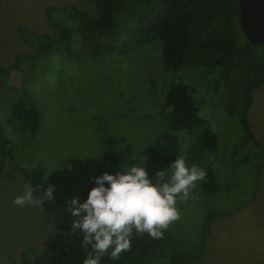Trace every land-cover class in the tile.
<instances>
[{
    "label": "rangeland",
    "instance_id": "obj_1",
    "mask_svg": "<svg viewBox=\"0 0 264 264\" xmlns=\"http://www.w3.org/2000/svg\"><path fill=\"white\" fill-rule=\"evenodd\" d=\"M77 1L0 0V66L10 69L12 85H21L20 74L10 68L16 54L33 52L16 32L17 25L39 33L51 32L48 5ZM160 55L161 42L156 40L136 47L124 58L102 55L79 65L69 63L66 80L60 83L59 62L44 59L40 66L45 69H41L42 76L34 85L41 111L40 126L32 133L10 118L8 101L1 103L0 135L10 141L12 157L6 160L0 176V264H29L28 255L41 251L58 227L72 225L74 218L67 210L69 201L81 198L87 179L98 170L117 174L123 171L122 166L128 168L132 164H144L146 170L152 168L145 152L165 126L159 110L171 80H181L193 90L200 116L218 134L220 143L230 145L238 139L240 125L225 113L220 100L222 90L214 87L217 75L191 65L176 72L165 71ZM252 97L248 122L254 137L264 145V85L255 89ZM114 136L124 137L132 144L133 154L128 160L107 157L103 144ZM185 140L180 145L181 152L186 151ZM218 153L212 157L217 158ZM256 163L229 166L216 160L213 166L222 174V181L239 177L233 186L222 184L219 194L210 197L203 193L202 180H198L186 201L177 200L179 218L166 229L172 245L190 257L201 253L185 264H238L242 257L236 244L237 236L242 237L240 229L253 242L264 244V166L257 168ZM36 164L43 166L48 182L57 189L54 199H45L34 207L14 205L13 200L24 194L28 184L23 168ZM196 164L199 168L201 163ZM166 172L171 176L172 169L167 168ZM33 195L39 197L42 192L34 190ZM248 200L246 217L230 213L208 221L210 211L219 212L226 207L236 210ZM219 201L226 202L220 205ZM217 231L220 232L216 234Z\"/></svg>",
    "mask_w": 264,
    "mask_h": 264
},
{
    "label": "trees",
    "instance_id": "obj_2",
    "mask_svg": "<svg viewBox=\"0 0 264 264\" xmlns=\"http://www.w3.org/2000/svg\"><path fill=\"white\" fill-rule=\"evenodd\" d=\"M47 17L51 21V32L39 33L23 24L16 27L18 35L33 48L30 54L17 53L10 67L20 74L21 85H12L10 69L0 66V106L8 101L10 118L22 127L32 133L40 126L41 111L34 85L42 76L41 69H45L40 66L44 59L59 62L60 83L66 80L69 63L79 65L102 55L124 58L136 47L159 40L165 71L176 72L191 65L217 75L214 87L222 90L221 106L228 116L238 121L241 134L230 145L220 143L218 134L200 116L193 90L181 80H171L159 110L165 126L145 152L152 163V168L147 169L149 178L155 181L159 169L169 167L182 153L187 165L201 163L198 166L206 173L202 191L213 197L219 194L222 184L233 186L239 179L222 181L219 177L222 174L213 166L214 161L229 166L255 161L257 168L264 166V145L254 137L247 114L253 91L264 85V43L252 46L248 42L240 21L238 0H79L60 6L48 5ZM183 138L187 147L181 152ZM103 146L107 157L114 160L126 161L133 154L132 144L121 136L111 137ZM215 152H219L217 158L212 157ZM204 154L209 157L203 158ZM11 157L10 141L0 135V176L6 160ZM104 173L106 171L98 170L87 179L79 199L81 203L87 200L91 189L98 186L95 178ZM23 174L27 183L43 186L44 190L50 185L40 164L23 168ZM106 186L110 185L106 182ZM56 193L54 188L53 194ZM225 202L219 201L220 205ZM223 209L207 213L208 221L235 211ZM88 251H91L90 245ZM200 254L198 251L196 256L190 257L177 250L167 230H163L160 239L133 230L130 250L122 252L117 260L105 254L101 264H155L157 261L185 264ZM86 255L82 231H75L68 224L58 227L51 241L41 251L28 255L27 262L83 264Z\"/></svg>",
    "mask_w": 264,
    "mask_h": 264
},
{
    "label": "clouds",
    "instance_id": "obj_3",
    "mask_svg": "<svg viewBox=\"0 0 264 264\" xmlns=\"http://www.w3.org/2000/svg\"><path fill=\"white\" fill-rule=\"evenodd\" d=\"M169 167L172 169L170 177L166 172ZM169 167L158 171L154 181L149 178L144 164L122 166L120 173L106 172L96 177L98 186L91 189L85 202L81 203L78 197L69 201L67 210L74 218L72 229H82V247L87 253L83 264H101L105 254H109L110 259H119L122 252L131 248L133 230L146 232L154 239L163 237V230L179 218L177 200L186 201L190 189L206 175L196 165L187 166L182 155ZM106 182L110 186H106ZM34 190L41 191L42 195L34 196ZM53 193L54 186L49 185L44 190L43 186L28 183L24 194L17 196L13 204L42 205L45 199H54ZM89 245L91 251H88Z\"/></svg>",
    "mask_w": 264,
    "mask_h": 264
},
{
    "label": "water",
    "instance_id": "obj_4",
    "mask_svg": "<svg viewBox=\"0 0 264 264\" xmlns=\"http://www.w3.org/2000/svg\"><path fill=\"white\" fill-rule=\"evenodd\" d=\"M242 29L252 46L264 43V0H238Z\"/></svg>",
    "mask_w": 264,
    "mask_h": 264
},
{
    "label": "crops",
    "instance_id": "obj_5",
    "mask_svg": "<svg viewBox=\"0 0 264 264\" xmlns=\"http://www.w3.org/2000/svg\"><path fill=\"white\" fill-rule=\"evenodd\" d=\"M249 209L247 204L237 210H235L234 214L237 215L238 218L246 217V211ZM231 213V214H232ZM230 215V214H229ZM228 215V216H229ZM220 231H217L218 234ZM239 233L242 237L237 236L238 241L237 245L241 248L240 254H242L241 261H238V264H264V244L259 242H253L249 239V237L243 232V229L239 230ZM221 236L225 238V233L222 231ZM221 238L215 240L214 247H217ZM223 244H227L223 242Z\"/></svg>",
    "mask_w": 264,
    "mask_h": 264
}]
</instances>
